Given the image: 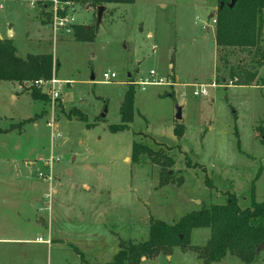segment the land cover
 <instances>
[{
  "label": "rangeland",
  "instance_id": "1",
  "mask_svg": "<svg viewBox=\"0 0 264 264\" xmlns=\"http://www.w3.org/2000/svg\"><path fill=\"white\" fill-rule=\"evenodd\" d=\"M0 3V32L5 37L13 36L9 28L15 32L17 55L52 54L57 65L52 79L63 82L53 108L52 79L23 86L0 81V235L13 238L24 224L13 205L3 203L2 188L18 184L11 181L17 172L24 180L46 185L47 193L48 183H42L39 172L52 174V188L60 195L45 199L44 213L52 208L56 213L59 197L71 198L76 207L71 217L78 220L64 227L83 236L94 232L112 245L116 240L121 248L147 241L151 219L175 224L204 205L226 203L228 194L237 196L241 208L249 207L253 196L264 202V135L259 129L264 127V65H258L264 27L258 48L221 47L215 39L218 0L107 4L100 23L93 0H76L61 12L73 15V24L56 37L50 0ZM76 27H90L95 40L77 41ZM106 72L116 77L106 81ZM249 72L259 76L248 85H232L236 78L247 81ZM175 74L179 82H174ZM141 80L163 83L141 85ZM130 82L135 89L133 120L114 132L110 126L122 123ZM200 83L206 84V97L194 96ZM26 85L46 98L34 100ZM178 107L181 120L176 119ZM72 109L76 112L70 117ZM176 127H184L181 137L175 135ZM51 155L58 160L47 168ZM52 227L55 233L57 224ZM210 234L209 228H194L184 245L142 257L139 264H201L197 249ZM56 248L48 252L47 246L1 241L0 264H26L28 250L38 252L33 264H58L62 258ZM92 250L98 252L97 247ZM95 257L89 253L83 261L97 263ZM81 260L70 258L71 264ZM212 264L247 263L227 255ZM252 264H264V249Z\"/></svg>",
  "mask_w": 264,
  "mask_h": 264
},
{
  "label": "trees",
  "instance_id": "2",
  "mask_svg": "<svg viewBox=\"0 0 264 264\" xmlns=\"http://www.w3.org/2000/svg\"><path fill=\"white\" fill-rule=\"evenodd\" d=\"M134 1L93 0V4L98 8L107 4H131ZM230 1L218 0L216 44L221 47L241 49L260 47L264 27V0H238L233 8L229 7ZM47 5L49 6V4ZM88 30L76 27L75 39L77 41H94L95 34ZM263 63L264 55L258 63L259 67ZM56 69L57 65L52 54H28L26 58H22L17 55V49L12 39H0V81L16 82L23 86L26 82L33 83L41 79H52ZM257 75L258 72H249L246 76L247 81L236 78V83L233 84L248 85L249 81H254ZM26 87L30 89L34 100L46 98L37 88L27 85ZM134 95L135 89L130 82V87L121 106L122 123L111 125L112 131L126 129L127 124L133 120ZM169 96H173V94L169 93ZM75 110L72 109L69 112L70 117H72V111L76 112ZM77 116L81 120L85 121L86 119L82 113ZM259 129L260 135H264V127ZM174 132L176 136L181 137L184 127L181 129L176 127ZM138 148L139 146L135 144L133 148L135 159H137ZM205 181L212 187L211 180L207 175ZM194 228H209L211 231L207 243L197 249L203 260L201 264L221 261L227 255L236 256L243 262L252 264L257 259L258 246L264 242V202H257L253 196L250 206L241 208L237 196L228 194L226 203L204 205L200 210L186 214L175 224L151 219L148 240L139 244H122L113 264H139L142 257L153 258L161 252L169 253L172 247L184 245Z\"/></svg>",
  "mask_w": 264,
  "mask_h": 264
},
{
  "label": "crops",
  "instance_id": "3",
  "mask_svg": "<svg viewBox=\"0 0 264 264\" xmlns=\"http://www.w3.org/2000/svg\"><path fill=\"white\" fill-rule=\"evenodd\" d=\"M10 30H12V28H9L8 31L14 36L15 32ZM13 36L10 37L9 35L8 37H5L4 34L0 32V39H12ZM171 65L172 64H170V66ZM262 66L260 68H262ZM174 82H179V77L176 74L174 76ZM194 83L186 82L185 84L194 85ZM200 85L206 84L200 83ZM27 165L34 166V163H32L31 161H27ZM4 173L6 174L5 176H7L9 173H11V171L8 173ZM10 177L12 178L13 176ZM15 177L16 180L11 179V181H15V183L18 184H6V186H3L2 188L3 192H5V195L3 197V203H11L13 205V209L17 210L18 216L22 218L20 220L24 222V224L19 227L20 230L18 235L13 238L6 237L4 233L1 234L0 242L14 241L29 246H47L48 252L52 250L54 246H56L58 247L56 248L57 256H61L62 258L61 263L58 264H71V257H74L75 261L77 260V258L80 257V260L82 259L80 264H110V257L114 258L116 256L119 250V246L121 248V244L117 245L116 240L113 241V245L111 243H106L105 238L99 237V235L94 232L90 235L88 234L86 236H83L84 234L82 233L79 234V232L77 233V231L71 228L64 227L66 224L73 223V221L78 220V218L76 217V220L71 217V213L75 212L76 210L75 203L72 201L71 198L59 197L57 200L58 208L56 209V213L53 212V208L49 214L44 213L46 212V208L44 205L45 199L51 198L52 193L60 195V191L57 188H52L53 177L51 180H41L42 183H48L50 193L46 192V185L39 184L40 182H30L29 178L27 177L26 180H24L23 177L20 176V172H17ZM86 188L88 189L89 187ZM15 195L17 197H15ZM90 221H92L91 218ZM54 223L57 224L55 233L52 227ZM88 236L90 237L89 239ZM97 241L100 242V245L98 243L99 246H95V242ZM94 247H97L98 252L96 254H94V250H92V248ZM45 249L46 248L42 249V255L45 254ZM89 253H91L92 256L97 255L98 258L100 257L99 259L95 257L97 263H91L88 260H85L87 263H84L83 257L88 256ZM34 254L38 255V252L36 253L35 250H28V252L24 254V257L28 258L26 264H33V259L31 258H34Z\"/></svg>",
  "mask_w": 264,
  "mask_h": 264
},
{
  "label": "built area",
  "instance_id": "4",
  "mask_svg": "<svg viewBox=\"0 0 264 264\" xmlns=\"http://www.w3.org/2000/svg\"><path fill=\"white\" fill-rule=\"evenodd\" d=\"M35 1V0H34ZM72 3V1H68V2H62L61 0H50V6L52 7V14H54V18H53V25H54V31L56 32L55 36L57 37V31L58 30H68V26L73 24L74 21V16L73 15H62L61 12L68 10L70 4ZM32 4L34 5V3L32 2ZM2 6V4L0 3V7ZM216 21V20H215ZM151 75H155V72L153 70H151L150 72ZM116 74L115 73H104V78L106 79V81H109L110 78H115ZM51 80V79H50ZM47 80V81H50ZM45 80H38L35 82V84L41 83ZM163 82L160 81H150V80H141V85H148V84H160ZM62 88H63V82L54 78L51 80V91H50V96L53 102V108L55 107L56 102L58 101L57 99L60 98V94L62 92ZM208 95V91L206 88V85H200L198 90L194 91V96L196 97H206ZM52 128H53V124L49 123ZM55 132L52 134L53 138H55L56 136H54ZM58 134V133H56ZM58 160V158L56 159L55 157H53V155H51L50 160L45 162V166L48 168L52 167V164ZM52 173V169L50 170ZM39 177L42 179H52V174H43L42 172H39Z\"/></svg>",
  "mask_w": 264,
  "mask_h": 264
},
{
  "label": "water",
  "instance_id": "5",
  "mask_svg": "<svg viewBox=\"0 0 264 264\" xmlns=\"http://www.w3.org/2000/svg\"><path fill=\"white\" fill-rule=\"evenodd\" d=\"M238 0H231L230 3H229V7L233 8L235 6V4L237 3ZM105 11V6H99L98 7V22L100 23L102 21V17H103V13ZM213 15H211L212 17ZM88 29H90V27H88ZM106 114H102V117H105ZM176 119L177 120H181L182 119V110L180 107H178V112L176 114ZM183 237L181 236V239ZM264 249V242L261 243L259 246H258V250L261 251ZM145 259V257L143 258Z\"/></svg>",
  "mask_w": 264,
  "mask_h": 264
}]
</instances>
